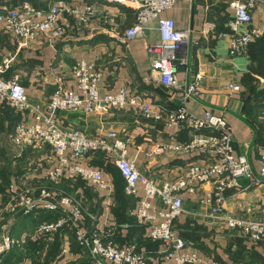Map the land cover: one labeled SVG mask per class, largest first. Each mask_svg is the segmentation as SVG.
<instances>
[{"label": "crops", "instance_id": "0c3cea01", "mask_svg": "<svg viewBox=\"0 0 264 264\" xmlns=\"http://www.w3.org/2000/svg\"><path fill=\"white\" fill-rule=\"evenodd\" d=\"M54 1L13 0V5L48 8ZM68 1L82 5L96 0ZM229 1L179 0L173 8L163 12V16L172 18L179 29L192 31L191 43L179 52L180 56H188L192 70L178 66L179 79L193 80L197 73L202 74L199 98L184 104L182 93H174L161 84L146 80L150 72L147 46L161 39L157 21H149L144 32L130 43L125 42L123 34L136 16L135 7L128 2H104L90 28L78 31L75 26L70 37L53 43L46 40L33 48H21L18 38L1 28L0 59L14 56L4 76H19L31 109L21 112L0 102V207L8 213L16 212L11 208L9 196L13 190L34 194L41 188H48L67 196L74 192L84 209L82 223L86 232L100 233L120 246L135 244L137 250L148 257V264H168L162 254L165 245L151 240L145 227L135 220L136 207L144 191L141 189L136 196L129 194L125 180L124 187L119 189L115 175L107 169V160L100 164L102 157L90 153L84 162L104 171L109 190H97L91 184L73 178L54 182L49 177V172L57 165L53 150L48 146L20 148L12 136L19 122L33 123L35 112L45 111L58 87L77 90L72 76V67L77 61H95L103 71L99 85L102 95L125 87L131 94H137L155 106L162 112L163 119L144 117L133 107L111 108L108 112L61 110L57 117L62 126L80 129L90 136L115 130L127 141L128 156L139 170L161 184L181 177L193 161L208 157L203 151L176 155L157 150L163 143H184L192 138L190 128L169 125L166 114L182 105L197 116H204L212 109L224 114L230 124L235 155L247 156L255 174L260 173L264 157V0H257L252 10L253 27L259 31V36L253 39L247 54L241 56L229 53L228 23L234 15ZM8 146L12 150H8ZM239 181L240 189L225 191L222 212H213L211 202L202 200L203 194L213 189L215 183L212 180L192 182L189 186H194L197 192L183 191L184 212L176 220L175 229L188 242L187 251L198 253L204 264H264V244L253 243L227 224L228 215L245 219L262 217L264 178L258 183L254 178ZM21 207L18 212L22 214L16 217L12 214L0 222V229L11 232L20 240L11 253V250L4 253L0 264L91 263L90 253L80 245L72 227L43 233L37 231L38 227L34 231L29 229V223L33 221L42 224L64 216L61 210L40 208L24 213ZM18 221L19 228L15 226ZM12 226L15 227L12 229Z\"/></svg>", "mask_w": 264, "mask_h": 264}, {"label": "built area", "instance_id": "2783aa9c", "mask_svg": "<svg viewBox=\"0 0 264 264\" xmlns=\"http://www.w3.org/2000/svg\"><path fill=\"white\" fill-rule=\"evenodd\" d=\"M120 1L128 2L136 9L134 22L123 34L126 43L144 32L149 21L156 20L158 23L161 39L147 46L150 72L146 80L161 84L174 93H182L183 104L188 100H197L202 74L197 73L193 80H180L176 72L178 66L192 70L188 56L179 55L191 43L192 31L179 29L172 18L163 16V12L173 8L179 0H96L82 5L56 0L48 8L30 4L15 6L13 0H0V29L15 35L21 48H33L46 40L53 43L70 37L75 32V26L78 31L90 28L92 21L97 18L99 7H104V2ZM256 2L229 1L234 13L228 23L231 35L229 53L232 56L247 54L249 45L259 36V31L253 27L252 10ZM13 59L12 55L0 59V102L7 101L15 110L24 112L31 109L25 86L18 75L4 76ZM72 76L77 90L58 87L51 95L45 111L35 112L33 123L22 121L17 124L13 142L20 148L50 147L57 158V165L49 172L52 181L81 179L97 190L110 189L104 171L90 166L84 159L90 153H104L121 172L129 194L136 196L141 189L144 191L136 207L135 220L145 227L151 240L165 245L162 254L168 264H204L198 253L187 251L188 242L175 229L176 220L184 212L183 191L197 192L194 186H189L192 182L212 180L215 185L209 193L203 194L202 200L211 202L213 212H222L227 189H240L239 180L243 178H254L255 183L264 178V157L260 173L255 174L247 156L235 155L232 129L224 114L208 109L204 116H197L182 105L167 113L166 120L169 125L190 128L192 138L184 143H163L157 150L176 155L203 151L208 157L193 161L181 177L157 184L152 177L142 173L128 156L127 141L115 130L90 136L80 129L62 126L57 113L61 110L108 112L111 108L133 107L144 117L162 120V112H158L155 106L137 94H131L125 87L102 95L99 85L103 71L95 61H77L72 67ZM10 200L13 210L18 211L22 206L24 213L40 208L61 210L64 216L52 222H43L37 231L54 232L62 227H72L80 245L91 255L90 264H148V257L138 251L135 244L120 246L100 233L86 232L82 223L84 212L81 201L71 196L58 195L51 189L41 188L34 194L13 190ZM227 224L253 243L264 244V202L261 218L245 219L228 215ZM19 244V239L7 230L0 229V260L4 253Z\"/></svg>", "mask_w": 264, "mask_h": 264}, {"label": "rangeland", "instance_id": "374dc122", "mask_svg": "<svg viewBox=\"0 0 264 264\" xmlns=\"http://www.w3.org/2000/svg\"><path fill=\"white\" fill-rule=\"evenodd\" d=\"M3 104H8L9 106H10V104L7 102V101H5V102H3ZM8 148H10V149H8V150H12V147H10V146H8ZM10 152V151H9ZM102 157V159H103V161H104V163H105V160H107L108 161V158H107V155H102L101 156ZM109 161L111 162V163H107L108 164V166L110 165V164H112L113 162L111 161V159H109ZM24 164V163H23ZM106 164V163H105ZM104 164V165H105ZM112 165H114V164H112ZM78 181H80L81 182V179H77ZM82 183V182H81ZM89 190H92L93 192H94V189H91L90 187H89ZM10 196V195H9ZM7 197V196H6ZM71 197H73L74 199H76V200H78L77 199V197H78V194H76V193H72V195H71ZM6 199V198H5ZM4 199V200H5ZM80 201V200H79ZM2 204V203H1ZM91 209H92V207H91ZM90 209V210H91ZM84 210V209H83ZM84 212V211H83ZM89 212V210H87L86 211V215H88L87 213ZM12 214H14L15 216L14 217H16V216H19L20 214H22L20 211L18 212V211H16V212H14V213H8V211L6 210V209H3V206L2 207H0V222H2V220H3V218H8V217H10ZM18 218V217H17ZM35 221H33V223L31 222V223H29V229L30 230H35L37 227L39 228L40 227V225L41 224H39L40 222H38V223H34ZM1 224L2 223H0V227H1ZM17 228H19L20 227V223H19V221L17 222V225H15ZM15 226H12V229L15 227ZM38 228H37V230H38ZM8 229V228H7ZM11 233V232H10ZM89 252V251H88Z\"/></svg>", "mask_w": 264, "mask_h": 264}, {"label": "trees", "instance_id": "16d2710c", "mask_svg": "<svg viewBox=\"0 0 264 264\" xmlns=\"http://www.w3.org/2000/svg\"><path fill=\"white\" fill-rule=\"evenodd\" d=\"M96 154L98 155V157L99 156H102V155H105L104 153H102V152H96ZM108 162L109 163H111L110 161H109V158H108ZM107 162V163H108ZM98 163H100V164H103L104 163V161H103V159H101ZM106 163V165H107V169H109L111 172H113V174L115 175V182H116V184H117V186L119 187V189H122L123 187H124V179H123V176H122V174H121V172L114 166V165H112V164H110L109 166H108V164ZM118 189V190H119ZM120 192V191H119ZM57 216H59L58 215V213H57ZM56 216V217H57ZM57 220V219H56ZM17 247V246H16ZM16 247H14L11 251H10V253L16 248ZM7 264H9V263H7Z\"/></svg>", "mask_w": 264, "mask_h": 264}]
</instances>
